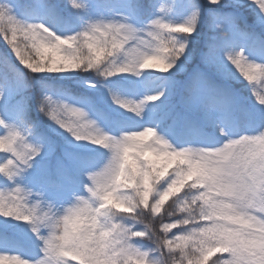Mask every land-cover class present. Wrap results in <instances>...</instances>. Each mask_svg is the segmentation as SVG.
<instances>
[{
    "label": "snow or ice",
    "instance_id": "6c2138e0",
    "mask_svg": "<svg viewBox=\"0 0 264 264\" xmlns=\"http://www.w3.org/2000/svg\"><path fill=\"white\" fill-rule=\"evenodd\" d=\"M252 2L256 3L258 8L264 12V0H252ZM208 3L216 5V0H209ZM72 7L80 10L85 6L80 3V0H72ZM127 7L129 14L122 15L121 19L88 20L87 26L82 31L76 32V35L71 38L74 43L73 47H67V41L64 42V45L56 44L54 37L51 40H41L38 36L40 29L19 22V18L13 14L10 6L7 14H4L0 8V18L10 25V33L15 32L16 41L17 33L22 34L23 39L20 42L23 43H18L20 44L19 47L14 46L15 51L19 53L16 57L19 58L20 63L29 67H35L38 61H49L48 65L41 63V68L51 67L54 69L58 62L63 61L71 68H78L81 64H84L85 67L90 66L92 70H96L105 77L132 73L113 72L112 69L105 67L106 65L130 67L137 59H147L146 68L160 67L163 70L162 73H168L177 68L178 62L188 53V38L195 35V28L200 23V9L197 7L193 10L190 17L182 23L167 22L162 16H156L149 23L137 26L133 19L134 17L139 18L140 13L146 7V3L144 0H127ZM164 11L163 7L160 8V12ZM53 14H55L54 11ZM219 19L222 23L218 26L226 27L231 36L211 47L206 63L215 68L226 79L237 78L246 81L255 101L264 106V79L257 77L249 81L245 77V73L252 66L264 67V35L256 33L254 29L247 32L241 31L234 18L222 17ZM259 24L264 27V17H261ZM21 44L25 48L31 45L29 51L35 50L39 59L30 62L32 57L21 51ZM247 48H251L260 59L250 58ZM73 61H77V63ZM40 70L37 68L38 73ZM135 75L138 76L140 73L137 71ZM193 94L196 102L203 101L211 107L220 105L226 99V90L210 86L203 73L196 80ZM163 96L164 92L161 91L146 96L140 101L122 99L116 95H113L112 99L119 106L127 111L131 109L129 112L139 116L146 104L159 101ZM41 106L46 111L47 117L74 139L75 135L69 129L73 127L74 122L83 121L88 116L86 111H81L83 108L69 103H57L50 96L43 98ZM0 128L4 129L3 134H0V152L3 153L0 156V178L5 182V187L0 190V209H7V211L0 212V216L32 224L33 231L38 232V225L48 218L47 213L43 212L42 209L45 205L51 207L47 204L45 197L48 198L50 194L67 193V203L71 202L75 196L84 193L85 180L79 183L72 182L67 178L60 181H48L39 190L33 191L32 188L25 186V179L28 171L33 168L36 157L41 154V146L30 141L18 126L9 124L3 118H0ZM146 128L153 127L148 126L140 129L137 125H128L127 130H121V132H143L139 138L129 137L120 141L122 164L126 169L124 178L129 180L142 179L144 184H148L150 187L154 186L157 189L151 198V203L149 202L148 211L160 221L163 237L157 241L155 246L144 249L136 246V243L146 241L149 238L151 235L149 226L116 228L114 231L119 232L122 239L113 241L104 258L110 260L111 264H154L157 253L168 252L178 253L182 264H201L205 249L209 247L207 225L210 222L200 219L199 215L194 213L198 204L193 205L191 199L184 197V193L191 191L198 197L203 189L199 186L192 189L191 185L185 187L183 182L180 183L179 188L173 187V191L180 193L179 196L174 197L177 201L178 216L180 219L189 220L190 223L187 225L173 226L175 225L174 219L165 222V219L162 218L167 208H163V214L159 216L158 214L162 210L159 212L152 211L167 185L178 178V169L191 164V169L187 172V181H192L200 169L198 165L187 158L190 156V151L185 154L163 152L156 155L159 148L155 147L153 143L145 142L154 135L152 131H144ZM246 131L255 136L264 131V123L253 122L247 126ZM156 143H164V138L158 137ZM208 143L215 146L217 142L213 140ZM256 143L257 141L247 139L241 142L234 141L223 148L220 154H228L234 149L241 152L253 151ZM165 147H167L166 144ZM150 153H154L156 158L147 159ZM141 157H145V159L142 160ZM173 165L175 167H172ZM87 170L90 171L91 169ZM157 171H159V176L163 177V179H159L158 183ZM81 183L83 189L80 187ZM181 189L184 191L181 192ZM50 200L56 202L55 199ZM57 204L63 211L65 203ZM25 215L29 216L30 219H23ZM92 215L98 216L99 212H92ZM202 228L205 229L204 232L199 231ZM172 229H177V231H171ZM131 233H139V235H131ZM169 233L171 234L169 235ZM0 239H4V237L0 236ZM130 240L134 243H129ZM116 245L119 247L117 248ZM214 253L226 254L223 257H218L220 264H237L227 246L216 247ZM9 258L15 261V264H25L26 261L34 260L19 253L11 257L4 255V259ZM38 264H46V262L39 260Z\"/></svg>",
    "mask_w": 264,
    "mask_h": 264
},
{
    "label": "trees",
    "instance_id": "16d2710c",
    "mask_svg": "<svg viewBox=\"0 0 264 264\" xmlns=\"http://www.w3.org/2000/svg\"><path fill=\"white\" fill-rule=\"evenodd\" d=\"M144 2L146 7L139 18L133 19L137 26L149 23L156 16H162L167 22L182 23L197 7L201 11L197 33L187 40L188 53L171 72L162 73L160 67H150L144 69L145 72L138 76L123 73L105 77L94 70L31 74L26 65H22L19 58L13 55L14 50L10 49L11 46L8 47L3 39H0V112H8V115L0 113V118L18 126L30 141L42 148L41 154L33 163V168L26 174L25 186L32 188L33 191L39 190L45 182L65 178L79 183L85 179L84 170L97 167L87 166L86 163L94 162L107 154L105 149L86 141H76L41 113L38 105L45 96H50L57 103H68L65 93L69 90L82 94L106 123L108 128L106 131L116 135L121 130H127L128 125H137L140 129L154 127L166 138L167 134L164 133H170L174 137L181 134L179 132L188 137L185 132L188 131L186 129L188 123L190 128L199 129L202 134L215 138L213 126L220 117L217 115L232 117L237 121L240 105L248 111L252 121L259 123L263 120L264 106L255 101L247 82L237 78L226 79L206 63L211 47L231 36L226 27L218 26L222 23L219 18H234L241 31L254 29L256 33L264 35V27L259 24L264 13L260 12L252 0H247L245 4H239L237 0H222L221 5H210L208 0H150V2L144 0ZM86 3V11L78 13L67 6L66 0H0V4L9 5L19 19L49 21L58 35L75 34L90 19H121L122 15L129 14L127 0H86ZM162 7L165 9L164 12H160ZM2 35L0 33V36ZM22 39V34L18 32L17 43ZM30 48L31 45L25 48L21 44V51L30 55L32 57L30 62H34L39 57L35 50L29 51ZM201 73L207 77L210 86L226 90L225 103L215 106L212 114L209 111L211 106L203 101L194 100L193 90ZM75 82L80 85H76ZM161 91L164 92V96L159 101L146 104L139 116L119 106L112 99L113 95H116L122 99L134 100L140 93L145 98ZM3 132L4 129L0 128V134ZM152 139L153 137H149L145 142L150 143ZM173 143L180 146L179 140ZM2 155L0 152V156ZM155 158V154L150 153L147 159ZM141 159L144 160L145 157ZM4 187L5 182L0 178V190ZM80 187L83 189L82 183ZM54 197L55 195L50 194L48 198ZM171 199L174 197L165 203L164 208L168 207ZM149 202L151 203V199ZM162 214L163 210L158 216ZM156 220L159 221L158 218ZM165 222H170V218H165ZM157 227L160 230V224ZM0 236L4 237L0 239V253H19L32 259L38 258V254L42 255L36 237L27 223L0 216ZM137 245L144 249L153 247L145 241H138Z\"/></svg>",
    "mask_w": 264,
    "mask_h": 264
},
{
    "label": "clouds",
    "instance_id": "9594fccd",
    "mask_svg": "<svg viewBox=\"0 0 264 264\" xmlns=\"http://www.w3.org/2000/svg\"><path fill=\"white\" fill-rule=\"evenodd\" d=\"M246 2L247 0H237L239 4ZM80 3L85 7L77 10L72 7V0H66L67 6L78 13L87 9L86 0H80ZM221 4L222 0H216V5ZM254 4L257 6L256 3ZM8 7L7 4H0L4 14H7ZM260 12L264 13L261 10ZM19 22L40 29L38 36L41 40H51L54 37L56 44L64 45L67 41V47L74 46L71 38L76 33L57 35L53 27L49 26V21L19 19ZM86 26L85 23L80 31ZM198 27L199 24L195 28V34ZM9 32L10 25L0 18V33L3 34L0 39H3L8 47L11 46L10 49L14 50L13 55L16 57L19 53L15 51V47H19L20 44L14 38L15 32H12L11 36ZM73 62L77 63V61ZM147 62V59H137L130 67L113 64L105 67L112 69L113 72L135 74L138 71L141 74L145 72L144 69H147L145 67ZM41 63L48 65L49 61H38L35 67L26 65L30 70L29 73L93 71L90 66L85 67L84 64L78 68H71L60 61L53 69L51 67L41 68ZM37 68L41 69L39 73ZM162 71L160 69V72ZM245 77L249 81L257 77L264 79V67L252 66L245 73ZM38 108L47 116L41 103ZM81 111L85 110L81 109ZM69 130L75 135L76 141H86L105 149L107 155L99 161L97 167L83 172L84 193L64 204L63 211L57 202L45 197L47 204L51 207L45 205L42 211L47 213L48 218L38 225V232H34L33 225L28 224L36 237L42 255L30 262L26 261L25 264H38L39 260H44L46 264H111L110 260L104 258V255L113 241L122 239L120 233L114 231L119 227L149 226L151 235L145 242L155 246L157 241L162 239L163 234L157 227L160 221H157L148 211V205L157 189L144 184L142 179L124 178L126 169L122 164L120 148V141L129 137L139 138L143 132L124 131L118 135L112 134L105 131L96 120L90 118L89 114L85 120L74 122ZM144 131L154 133L150 143L159 148L156 155L163 152L185 154L190 151V156L187 158L200 169L192 181H187V172L191 169V164L178 169V178L167 185L152 211H161L170 198L179 196L180 193L173 191V187L179 188L181 182L185 187L191 185L192 189L199 186L203 191L198 197L191 191L184 193V197L191 199L193 205L198 204L194 213L198 214L200 219L210 222L207 225L209 247L205 249L201 264H220L218 257L226 254L217 255L214 249L225 246L236 259L237 264H264V131L253 136L244 128L226 129L217 126L218 138L215 140L217 142L215 146L209 143H189L179 147L154 127L146 128ZM158 137H163L164 143H156ZM246 139L257 141L253 151L241 152L234 149L228 154H220L228 144ZM156 177H158L157 183L159 179H163L159 176V171L156 172ZM183 191L181 189V192ZM4 211L7 209H0V212ZM92 212H99V215L93 216ZM165 218L174 219L175 225L173 226L190 223L187 219L179 218L175 199H171V203L168 204L162 219ZM23 219L28 220L30 217L25 215ZM199 231L204 232L205 229L202 228ZM131 235H139V233H131ZM129 243L134 242L130 240ZM136 246H138L137 243ZM116 247L118 248L119 245ZM16 254H0V264H15L11 258L4 259V255L11 257ZM154 264H182V262L178 253L164 252L155 255Z\"/></svg>",
    "mask_w": 264,
    "mask_h": 264
},
{
    "label": "rangeland",
    "instance_id": "374dc122",
    "mask_svg": "<svg viewBox=\"0 0 264 264\" xmlns=\"http://www.w3.org/2000/svg\"><path fill=\"white\" fill-rule=\"evenodd\" d=\"M241 46H243V45H241ZM65 96L69 100V104H72V105H74L76 107L83 108L89 114L90 118L96 120L99 123V125L103 129H105V125L103 124L102 121H100L99 117L94 113V111L91 110V108L88 105L86 100H84L82 97L80 98L79 96H76L75 94H71V93L66 94ZM140 100H141L140 98L136 99V101H140ZM0 113L2 115H8L7 111H3V112H0ZM242 119H243V122L247 121V117L246 116H244ZM217 126L224 127L226 129H228V121L226 120V121H223L222 123L216 124V126H215L216 132H217ZM244 129L246 130L247 127H244ZM55 200H56L57 203L64 202L66 204L67 200H68V194L67 193L60 194Z\"/></svg>",
    "mask_w": 264,
    "mask_h": 264
}]
</instances>
